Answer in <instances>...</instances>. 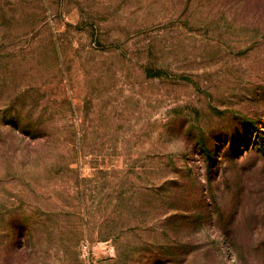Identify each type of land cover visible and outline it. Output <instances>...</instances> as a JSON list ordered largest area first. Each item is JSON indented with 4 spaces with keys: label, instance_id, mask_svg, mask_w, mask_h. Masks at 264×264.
Listing matches in <instances>:
<instances>
[{
    "label": "rangeland",
    "instance_id": "rangeland-1",
    "mask_svg": "<svg viewBox=\"0 0 264 264\" xmlns=\"http://www.w3.org/2000/svg\"><path fill=\"white\" fill-rule=\"evenodd\" d=\"M0 264H264V0H0Z\"/></svg>",
    "mask_w": 264,
    "mask_h": 264
}]
</instances>
